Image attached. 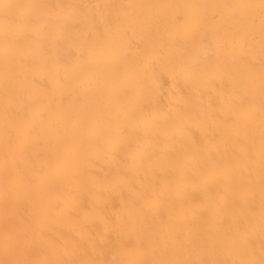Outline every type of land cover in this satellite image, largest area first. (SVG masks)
Instances as JSON below:
<instances>
[{"label":"bare ground","instance_id":"6f19581e","mask_svg":"<svg viewBox=\"0 0 264 264\" xmlns=\"http://www.w3.org/2000/svg\"><path fill=\"white\" fill-rule=\"evenodd\" d=\"M0 264H264V0H0Z\"/></svg>","mask_w":264,"mask_h":264}]
</instances>
